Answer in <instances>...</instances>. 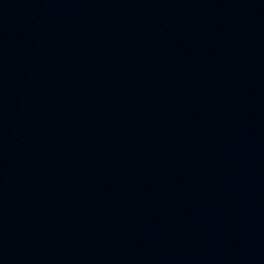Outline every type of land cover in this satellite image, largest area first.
<instances>
[{
	"label": "water",
	"instance_id": "1",
	"mask_svg": "<svg viewBox=\"0 0 264 264\" xmlns=\"http://www.w3.org/2000/svg\"><path fill=\"white\" fill-rule=\"evenodd\" d=\"M0 264H264V0H0Z\"/></svg>",
	"mask_w": 264,
	"mask_h": 264
}]
</instances>
